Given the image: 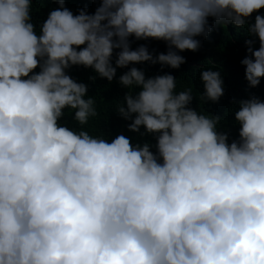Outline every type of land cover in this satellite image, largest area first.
I'll list each match as a JSON object with an SVG mask.
<instances>
[{
  "label": "clouds",
  "instance_id": "1",
  "mask_svg": "<svg viewBox=\"0 0 264 264\" xmlns=\"http://www.w3.org/2000/svg\"><path fill=\"white\" fill-rule=\"evenodd\" d=\"M33 2L0 0V264H264V99L233 101L230 142L176 77L129 67L179 70V53L231 24L247 31L240 63L257 88L264 0H94L91 14L46 0L58 7L39 31ZM142 40L167 52L131 47ZM73 67L126 89L116 114L155 144L90 133L96 101ZM214 68L200 72L203 104L224 95Z\"/></svg>",
  "mask_w": 264,
  "mask_h": 264
},
{
  "label": "trees",
  "instance_id": "2",
  "mask_svg": "<svg viewBox=\"0 0 264 264\" xmlns=\"http://www.w3.org/2000/svg\"><path fill=\"white\" fill-rule=\"evenodd\" d=\"M98 6L99 3L94 2V0H66V7L72 10L74 14H77L78 9H87L91 14L94 13ZM56 7H58L57 4L46 2V0H34L32 15L33 22L37 25V31H39V25L43 19L47 17L48 12ZM210 21L213 23L211 19ZM215 27L216 28L208 35V38L198 37V39L201 40L199 51L195 53L190 51L179 53L184 56L187 61L185 64L181 65L179 70L168 67L161 69V66L158 64L152 66L148 63L130 65L129 67L134 66L144 70L148 77L164 73H169L176 77L177 92L189 88L192 90V95L194 97L190 105L192 108L204 112L205 114L210 112L215 115H220L223 118L220 130L229 133V141L231 142L232 139H238V126H233L232 123L233 116L231 111L233 101L246 99L251 94H255L261 99H264V78L261 79L260 85L257 88H249L245 80V69L240 61L247 55L244 44L245 39H247L246 29H235L231 24ZM141 44L146 45L150 52L153 50L157 53L167 52L166 44L162 41L155 40L135 41L134 43L132 42L131 47L135 49ZM258 46L257 43L255 47ZM213 65H215L214 70L220 71L223 77L224 95L218 103L213 104L208 102L207 104H203L199 100L202 91L200 72L202 69L213 67ZM127 70L128 69H117V78ZM68 72L79 82H84L89 85L88 94L96 101L95 107L98 115L89 120L87 129L90 133L95 135L101 132H107L110 134V138L118 134H123L131 137L133 143L150 141L153 145L155 144V139L152 136L140 137L137 133L128 131L127 124L129 122L121 119L116 114V109L126 89L121 88L115 81L109 84L106 79L98 78L95 82L89 81L88 77L94 74L91 69L73 67L68 70ZM190 79L193 81V85H190ZM182 81H184L183 84ZM63 121L66 122L69 127L75 126L72 122L71 110L66 112ZM141 131L143 132V129H141ZM152 151L155 152L154 147Z\"/></svg>",
  "mask_w": 264,
  "mask_h": 264
}]
</instances>
